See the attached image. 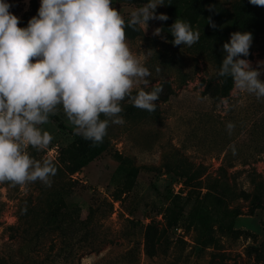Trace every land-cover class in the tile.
I'll use <instances>...</instances> for the list:
<instances>
[{"label": "rangeland", "instance_id": "rangeland-1", "mask_svg": "<svg viewBox=\"0 0 264 264\" xmlns=\"http://www.w3.org/2000/svg\"><path fill=\"white\" fill-rule=\"evenodd\" d=\"M232 1L209 2L207 8L222 7L226 14L221 19L201 15L191 25L201 32L199 41L191 47L173 46L169 29L177 18L172 16L166 1L155 14L166 15L167 21H148L145 33L142 28H126L130 49L151 72V86L163 88L156 101L159 117L140 109L125 112L132 104L122 103L125 123H110L106 150L73 174L74 182L63 193L70 225L61 232L35 239L42 215L39 200L44 192L59 191L56 177L51 178L50 187L40 182L26 187L0 184V256L21 264H264V210L250 211L252 186L246 174L251 167L264 174V145L250 143L251 129L264 125V99L241 93L234 83L226 98L213 102L209 96L213 65L204 35L223 33L230 39ZM4 2L10 5L9 11L19 23L31 19L29 14L34 10L30 0ZM145 2L113 0V7L127 21L131 10ZM36 3L38 10L40 0ZM209 20L215 28L209 26ZM156 28L163 29L160 36L153 35ZM255 39L254 51L247 60L252 69L261 72L259 78L264 82V63L258 68V62H264V32H256ZM151 86L144 90L150 91ZM218 92L216 84L212 93ZM229 122L235 125L231 134L226 130ZM42 127L53 136L52 143L45 150L28 151L38 161H56L60 151L73 141L74 129L62 113L50 117V123ZM234 147L236 157L250 163L236 164L229 170L238 169L239 173L229 180L234 194L223 208L240 211L234 218L238 233L232 236L214 224V243L200 249L196 244L198 228L184 216L193 209L210 206L208 181L202 177L199 185L187 186L164 171L163 161L176 154L194 165L205 166V175L213 177L225 151ZM256 147H262L261 158L253 163ZM120 166L138 168L129 189L125 188V174ZM146 224L154 226L149 230V258L143 234ZM159 228L166 229L170 241L165 255L155 242ZM255 250L259 259L254 258Z\"/></svg>", "mask_w": 264, "mask_h": 264}, {"label": "clouds", "instance_id": "clouds-1", "mask_svg": "<svg viewBox=\"0 0 264 264\" xmlns=\"http://www.w3.org/2000/svg\"><path fill=\"white\" fill-rule=\"evenodd\" d=\"M249 3L264 7V0ZM164 5L165 0H146L126 21L113 0H40L36 16L21 28L10 5L0 0V184L51 186L56 167L28 151H42L52 143L53 136L42 127L50 117L62 113L74 134L95 147L103 142L110 123H125L123 102L155 112L163 88L151 86V72L130 49L126 28L145 33L148 21H167L166 15L155 14ZM162 31L156 28L153 35ZM169 32L173 46L191 47L201 36L178 18ZM251 43L250 33H232L222 45L217 75L230 77L241 93L261 100V72L239 58L249 55ZM150 86V91L144 90ZM234 128L226 124L229 134Z\"/></svg>", "mask_w": 264, "mask_h": 264}, {"label": "trees", "instance_id": "trees-1", "mask_svg": "<svg viewBox=\"0 0 264 264\" xmlns=\"http://www.w3.org/2000/svg\"><path fill=\"white\" fill-rule=\"evenodd\" d=\"M166 4L170 7L172 16L178 19H182L188 22L190 25L194 24L201 15H212L217 19H221L225 16L226 11L222 7L207 8L211 0H165ZM33 13H30V18L36 16L37 3L36 0H30ZM232 8V24L231 30L235 32H248L252 35V43L249 49V55L247 57H239L240 59H249L254 51V44L256 43L255 33L264 32V7L254 6L249 3V0H233L231 4ZM19 27H27V23L20 22ZM206 38V44L208 47V55L213 65V71L210 75V87L209 96L212 101L221 100L226 98L229 91L232 89L233 81L230 77H220L217 72L220 67V62L223 59L224 53L222 51V45L229 41L228 37L223 33L209 32L204 35ZM264 54V45L262 46ZM264 56V55H263ZM216 84L219 85V92L217 95L212 93ZM135 91L133 94H135ZM138 108L130 105L125 109V112H135ZM157 110L152 114L155 117H159ZM251 129L250 143L264 145V125L259 127L255 126ZM256 139L255 143L252 141ZM108 147V140L105 136L103 142L98 146L92 147L91 142L84 140L82 137L75 135L73 141L67 148L60 151L58 159L51 161L57 169L54 177L57 179V185L59 191L54 193H43L42 198L39 200L41 206L40 213L42 214L40 220L35 228V239H40V236L44 234H55L61 232L64 227L67 228L70 223L67 221V214L69 213V206L63 199V193L66 191L67 186H71L74 182L72 175L79 172L88 163L99 157ZM256 157L253 158V163L260 160V153L262 147H256ZM233 150H237L236 147L230 148L223 154L220 165L215 170L213 177H207L206 167L198 164L194 165L188 161L185 157H176V154H171L170 159L165 158L163 161L164 171L171 173L175 177L182 180V183L187 186H197L200 184V179L204 177L206 183L207 193L211 196L210 206L207 209L199 208L191 210L184 218L189 220L191 224H194L199 231L196 244L200 249H205L209 245L214 243V237L212 234V228L214 224L225 232L230 233L232 236L237 235V230L234 228V218L240 213L238 209L225 210L223 207L233 197V191L229 189V180L236 178L239 173L238 169H233L236 164L241 166L250 165L248 159L243 157H236ZM120 165H123L120 163ZM125 174V188H131L133 181L138 174L137 167H119ZM248 170V169H245ZM249 177V181L252 186L250 211L257 209L264 210V174L257 172L254 167L246 172ZM205 175V176H204ZM8 185V184H7ZM176 204V203H175ZM178 206V205H177ZM20 218V217H19ZM83 224L84 221H79ZM154 228L152 224H146L143 227L144 241L146 244V256L152 257L147 248L149 247V230ZM156 230V228H155ZM155 242L162 249V255L166 253V246H168L169 238L166 229L159 228L157 230ZM254 258H258V252L255 250ZM0 264H21L17 261L9 259L5 256H0Z\"/></svg>", "mask_w": 264, "mask_h": 264}]
</instances>
